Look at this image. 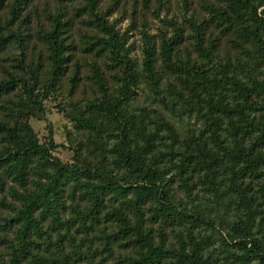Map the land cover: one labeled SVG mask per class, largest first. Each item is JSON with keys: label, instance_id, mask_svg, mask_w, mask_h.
<instances>
[{"label": "trees", "instance_id": "obj_1", "mask_svg": "<svg viewBox=\"0 0 264 264\" xmlns=\"http://www.w3.org/2000/svg\"><path fill=\"white\" fill-rule=\"evenodd\" d=\"M5 1L0 0V8ZM85 1L86 6L82 11H93L100 0ZM22 2L16 0L12 20L15 14H19ZM261 6H264V0H260L257 5L253 0H226L225 8H213V18L219 24H226L228 30L247 27L254 22L264 25V8L261 16L257 13ZM97 20L98 25L104 26L109 35L108 39L98 41L103 45L97 52L106 51L114 66L119 68L122 74L119 77L120 87L115 93H109L103 74L96 64L93 65V79L104 92L99 96L100 111L91 120L82 113L78 121L83 128H93L100 114L113 127L116 140L109 150L114 154V163L121 170L109 174L100 166L92 178L82 179L77 169L52 154L51 151L58 146L54 140L48 144L39 141L27 120L31 114L30 103L38 99L33 88L39 82L36 65L32 67L24 64L23 72L27 79L13 77L11 81L0 82V95L13 88L17 82L22 83L25 89L18 98L23 108L18 109L21 111L19 118L0 121V191L6 185V179L12 178L16 183L10 187V194L17 203V207L13 208L15 213L6 219L9 226L16 225L15 238L9 242L7 256H0V264H58L61 258L48 246L51 236L47 234L42 220L49 219L54 227L77 226L79 230L87 232L100 219L107 196L120 201L117 205L112 203L111 210L106 211L105 216L116 218L118 233L131 235L139 248L133 264H253L254 260L257 264H264V95L260 103L249 105L251 108L258 105L262 110L258 120L257 115L250 113L249 107L245 106L256 99L253 98L255 82L252 79L251 83L245 82L228 70L218 76L210 74L205 67H197L194 69L197 79L202 84L208 81L210 85L207 88L208 96L203 97L198 91L196 96H191V105L203 119V134L208 133L210 145L206 142L205 151L196 153L189 148L179 151L176 148L178 139L175 130L169 122L161 119V122L144 124L143 110L141 114L129 111V102L142 76L118 32L113 27H105L106 23L101 17L98 16ZM2 23L0 19V45L10 40L2 35ZM65 24L60 17L55 16L52 28L45 37L49 49L48 79L51 80V86L66 72L71 60L72 47L64 36ZM192 28L196 50L201 56L211 57L212 49L204 45V23H193ZM252 35L263 51L264 26ZM180 39L175 34L171 41L164 39L160 45L162 64L174 72L182 65L181 61L174 60L175 46ZM157 61V47L147 44L142 72L151 90L159 94L162 76L157 70ZM194 70L185 72L192 73ZM29 81L34 82L33 85H28ZM213 88L221 90L217 92ZM232 88L236 91L234 94L242 97L241 100H233L234 97L226 100L225 91ZM24 114H27L25 118ZM162 130L169 134V139L164 143L160 141L163 138ZM249 131L254 132V135L245 140L242 134ZM158 152L164 155V166L161 165L163 158L156 157ZM178 156L180 166L195 164L200 167L218 195L223 186L232 188V191H226L236 204L234 225L237 226L231 228V236L237 239L236 244L241 253L237 254L227 246L225 261L219 262L211 249L215 241H212V234L208 230L214 227V223L210 222V216L205 215L206 209L188 212L164 189L166 164ZM225 174L229 181L227 185L224 184ZM69 178H73L75 190H82L89 204L84 209L71 206V216L63 219L60 216L63 205L61 194ZM170 223L189 224L192 227L186 233H175V241H172L162 226ZM153 224L158 225L156 237ZM43 239L44 242L41 241Z\"/></svg>", "mask_w": 264, "mask_h": 264}, {"label": "rangeland", "instance_id": "obj_2", "mask_svg": "<svg viewBox=\"0 0 264 264\" xmlns=\"http://www.w3.org/2000/svg\"><path fill=\"white\" fill-rule=\"evenodd\" d=\"M259 1L253 0L255 5ZM15 4L16 0H6L0 8L2 35L10 38L0 45V82L11 81L13 77L27 79L23 72L24 64L37 66L39 82L33 88L38 99L30 103L31 114L27 120L41 143L48 144L54 140L58 146L51 151L52 154L77 169L82 179L92 178L100 166L109 174L118 173L120 169L114 163V154L109 150L116 140L113 127L100 114L93 128H83L78 121L82 113L91 120L100 111L99 96L104 92L93 79V65L96 64L103 74L109 93H115L120 87L119 77L122 74L119 68L114 66L106 51L100 54L97 52L103 45L98 41L109 37L104 26L98 25V16L105 21V27H113L118 32L142 76L129 102V111L136 114L144 111V124L161 122V119L169 122L175 130L178 139L176 148L179 151L189 148L196 153L199 150L205 151L206 142L210 145L208 133L203 134V119L191 105V96H196L197 91L203 97L208 96L210 83L207 81V84H202L195 76L194 69L199 66L218 76L228 70L245 82L251 83L252 79L255 82L253 98L256 99L245 106L260 120V107L255 105L251 108L249 105L260 103L264 95V50H261L252 33L264 25L262 22H254L247 27L226 29V24H219L213 18V8H225L226 0H100L93 11H82L86 6L85 0H23L19 14L14 13L15 18L12 20ZM263 8L261 6L257 10L260 16ZM55 16L66 23L64 36L72 49L66 72L51 86V80L48 79L49 49L45 37L52 28ZM193 23H204V45L212 49L211 57L201 56L196 50ZM175 34L181 39L175 46L174 60L181 61L182 65L174 72L162 64L159 52L162 41H171ZM149 43L157 47V70L162 76L159 94L151 90L142 72L144 48ZM188 69L194 71L186 73ZM33 83L29 81L28 85ZM213 89L217 92L221 90ZM22 92L25 89L22 83L17 82L13 88L1 93L0 121L19 118L21 111L18 109L23 108L18 98ZM233 92H236L233 88L225 91L226 100L233 97V100L242 99ZM204 108L208 109L206 105ZM26 115H23L24 118ZM161 134L163 138L160 141L164 143L169 139V134L164 130ZM253 135L254 132L250 131L242 134L245 140ZM162 153L158 152L156 157L163 158L161 165L164 166L166 162ZM167 163L164 189L188 212L206 209L205 215L210 216V222L214 223V227L208 230L212 234V241H215L211 246L213 256L219 258V262L225 261L227 246L231 251L241 253L236 244L237 239L231 236V228L237 226L234 225L236 204L226 191H232V188L223 186L218 195L206 179V173L197 165L180 166V156ZM223 177L227 185V174ZM14 183L12 178H7L4 189L0 191L2 257L7 256L10 251L9 242L14 240L16 234V225L9 226L6 221L15 213L13 208L17 207L10 194V187ZM61 195L63 205L60 216L63 219L71 216V206L84 209L89 204L82 190H75L73 178L65 182ZM119 201L107 196L100 219L87 232L79 230L77 226L54 227L49 219L42 220L47 234L51 236L48 246L61 258L58 264H133L138 256V246L131 235L118 233L116 218L105 216V212L111 210L112 203L117 205ZM153 225L156 237L158 225ZM162 226L172 241H175V233H186L192 227L177 223ZM253 264H257V261L254 260Z\"/></svg>", "mask_w": 264, "mask_h": 264}]
</instances>
